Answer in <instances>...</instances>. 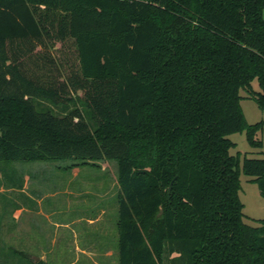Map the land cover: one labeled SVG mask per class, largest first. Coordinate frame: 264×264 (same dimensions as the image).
I'll return each mask as SVG.
<instances>
[{
    "label": "trees",
    "instance_id": "1",
    "mask_svg": "<svg viewBox=\"0 0 264 264\" xmlns=\"http://www.w3.org/2000/svg\"><path fill=\"white\" fill-rule=\"evenodd\" d=\"M240 90L264 110V0H0V162L114 160L118 264H264Z\"/></svg>",
    "mask_w": 264,
    "mask_h": 264
},
{
    "label": "rangeland",
    "instance_id": "2",
    "mask_svg": "<svg viewBox=\"0 0 264 264\" xmlns=\"http://www.w3.org/2000/svg\"><path fill=\"white\" fill-rule=\"evenodd\" d=\"M251 84L260 90L256 79ZM240 94L246 122L263 121L256 135L262 147L249 146L245 132H234L228 135L235 142L231 152L263 157L264 110L246 92L240 90ZM4 171L22 178L23 187H15ZM240 184L243 220L259 225L264 200L257 184L243 173ZM25 194L32 199L26 200ZM118 194L114 160L72 157L0 162V264H118L117 240L112 246ZM96 233L108 234V239L100 240ZM170 258L165 256L163 264H170Z\"/></svg>",
    "mask_w": 264,
    "mask_h": 264
},
{
    "label": "crops",
    "instance_id": "3",
    "mask_svg": "<svg viewBox=\"0 0 264 264\" xmlns=\"http://www.w3.org/2000/svg\"><path fill=\"white\" fill-rule=\"evenodd\" d=\"M7 174V173H6ZM32 175H35L34 173L32 174ZM6 177H10V180H11V183L15 186V187H17V188H19V187H23V183H22V178H20V177H17V178H14L12 175H11V173L9 174H7L6 175ZM36 193V195H41L42 193H39V192H35ZM20 194V193H19ZM20 195H22V197L20 198V199H22V198H24V194H20ZM25 195H27L26 197H27V199L26 200H30V199H32V197H31V195L30 194H25ZM43 196H45V195H43ZM19 197V196H18ZM42 197V196H41ZM28 201H27V203H28ZM18 204H19V202H18ZM18 204L16 203L15 205H16V207H18ZM19 209L20 208H18V209H16V212L17 211H19ZM96 236H98V238L100 239V240H103V241H106L107 239H108V234H105V233H99V234H95ZM117 236H118V231L116 232V235H115V237H114V240L112 241V246H113V242H116V240H117ZM107 244V243H106ZM106 244H105V248H107L106 247ZM108 250V249H107Z\"/></svg>",
    "mask_w": 264,
    "mask_h": 264
}]
</instances>
